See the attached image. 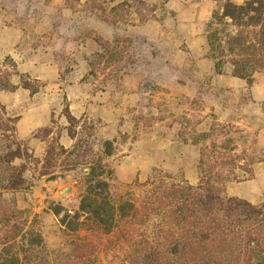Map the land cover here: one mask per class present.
Listing matches in <instances>:
<instances>
[{
	"label": "rangeland",
	"instance_id": "1",
	"mask_svg": "<svg viewBox=\"0 0 264 264\" xmlns=\"http://www.w3.org/2000/svg\"><path fill=\"white\" fill-rule=\"evenodd\" d=\"M147 1L0 0V66L9 57L40 84L34 94L21 87L0 92L3 116L15 118L13 141L0 131V152L8 144L27 147L29 155L23 151L15 163L26 162L34 183L0 188V209L16 210L9 226L0 223V254H16L20 264H35L39 256L57 264L64 253L93 247L106 262L122 258L129 246L121 234L70 231L61 223L66 212L80 210L90 164L100 155L114 172L104 180L110 192L140 199L136 180L144 182L154 169L198 185L201 147L232 140L231 154L253 175L237 167L246 177L237 180L224 171V195L264 202V71L248 83L228 62L216 69L207 22L217 0H169L154 11L155 0ZM120 2L124 8L113 10ZM66 106L78 120L75 137ZM46 126L52 129L45 136L39 130ZM213 126L217 131L204 137ZM79 140L89 161L68 169ZM51 143L66 152L49 162ZM39 235L42 244H34Z\"/></svg>",
	"mask_w": 264,
	"mask_h": 264
},
{
	"label": "trees",
	"instance_id": "2",
	"mask_svg": "<svg viewBox=\"0 0 264 264\" xmlns=\"http://www.w3.org/2000/svg\"><path fill=\"white\" fill-rule=\"evenodd\" d=\"M168 1L155 0L150 4V10L154 11ZM217 1L218 5L207 22L210 57L214 59L217 70L221 71L228 62L234 76L252 83L254 73L264 71V0ZM123 6L124 2H120L112 9L119 10ZM102 16L108 19L107 15ZM13 75H18L20 80L15 82ZM28 77L16 69L13 59L7 57L4 68L0 66V92H13L21 87L29 89L32 94L37 93L40 84ZM3 110L5 107L0 102L1 135L12 140L15 132L12 121L15 118H5ZM64 112L69 121L68 133L75 137L78 120L68 106ZM51 129V126H46L39 131L45 132L46 136ZM216 131L213 126L203 135L209 137ZM231 142L228 140L221 145L214 142L210 147H201L198 164L201 181L198 185L187 180H175L169 174L154 169L144 182L136 180L143 193L140 199L130 197L129 192L124 195L110 192L104 180L107 176L113 177L114 172L103 163L100 155L90 164L86 178L88 187L80 210L74 214L66 212L61 223L70 231L90 227L105 234H121L122 241L128 242L129 250L122 258L106 262L105 257L90 247L64 253L65 256L58 258L63 261L57 264H264V202L254 204L238 196L224 195V180L228 176L224 171L230 170L237 180L246 179L236 172L237 167L245 168L250 176L253 175L249 164L241 163L236 154H231L235 148ZM82 144L83 141L79 140L69 151L68 169L89 161L81 154ZM87 149L92 150L91 147ZM23 151L29 155L27 147L22 150L20 144L16 148L8 144V148L0 152L1 189L33 187V181L25 174L26 162L15 163L17 158L23 157ZM64 152V146L59 145L57 151V146L51 143L47 160L50 162L55 154ZM83 215L86 216L81 219ZM13 217H16V210L2 205V226H9ZM136 219L134 226L131 222ZM17 226L13 224L12 228ZM35 243L42 244L40 235L35 238ZM0 264H20V257L2 253ZM35 264H48V261L46 257L39 256Z\"/></svg>",
	"mask_w": 264,
	"mask_h": 264
},
{
	"label": "water",
	"instance_id": "3",
	"mask_svg": "<svg viewBox=\"0 0 264 264\" xmlns=\"http://www.w3.org/2000/svg\"><path fill=\"white\" fill-rule=\"evenodd\" d=\"M68 190H65L63 193H66Z\"/></svg>",
	"mask_w": 264,
	"mask_h": 264
}]
</instances>
